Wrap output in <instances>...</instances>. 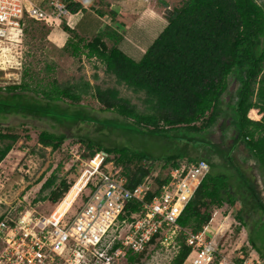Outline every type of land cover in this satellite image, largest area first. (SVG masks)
<instances>
[{"label":"trees","instance_id":"obj_1","mask_svg":"<svg viewBox=\"0 0 264 264\" xmlns=\"http://www.w3.org/2000/svg\"><path fill=\"white\" fill-rule=\"evenodd\" d=\"M68 7L76 12L81 5L69 2ZM167 19V26L140 60L133 59L118 46L121 35L116 30H106L86 41L63 22L64 30L73 33L64 48L68 51L71 47L74 56L86 53L89 58L101 60L106 72L114 75L119 84L145 94L146 109L139 110L117 88H101L90 81L61 83L57 78L44 80L32 75V81L28 82L26 78L30 74L25 69L20 83L8 85L6 92L0 93V114L46 115L61 122L91 120L83 109L71 112L61 105V102L79 104L83 95L91 94L101 104L102 111H113L124 118H117L116 123L132 124L140 132L167 136L182 130L191 136V142H199V149L193 155L151 157L129 146L108 147L79 137L85 145L81 155L87 161L105 152V163H113L126 178L128 187L151 184L148 200L169 181V172L180 159L205 160L210 171L180 215L178 223L182 227L199 232L212 220L213 208L235 206L238 201L244 208L264 214V201L257 187L233 156V151L243 145L258 161L264 176V114L259 120L248 115L251 109L264 113V0H185ZM105 38L112 39L114 44L109 46ZM233 78L238 81L236 99L224 103ZM225 104L231 109V123L235 127L231 146L205 136L223 114H228ZM68 137L63 132L43 129L38 142L58 150ZM20 138L21 134L11 128L0 129V163ZM75 181L62 179L56 185V176H51L41 191L54 187L41 199L58 202ZM137 207V202L130 201L126 211H135ZM237 217L245 222L243 208ZM3 219L1 216L0 222ZM158 236L148 247L157 244ZM251 242L262 256L256 241L251 238ZM179 243L173 264H184L192 250L184 236L179 238ZM148 247L141 253H129L130 263L135 264Z\"/></svg>","mask_w":264,"mask_h":264},{"label":"rangeland","instance_id":"obj_2","mask_svg":"<svg viewBox=\"0 0 264 264\" xmlns=\"http://www.w3.org/2000/svg\"><path fill=\"white\" fill-rule=\"evenodd\" d=\"M183 1L164 0L165 3H162L161 0H154L152 1V9L162 10L164 16H169L173 14L176 7L182 5ZM147 18L144 19V23H147L148 28L153 27L150 21L145 22ZM63 24L60 22L54 27H47L40 22L27 19L26 29L19 41L20 46H13L10 51L7 50L5 54H2L0 59V93L6 92L5 87L8 85L20 83L23 71L27 69L30 74L26 78L28 82L32 81V75L44 80L57 78L61 83L90 81L91 84L101 88H117L120 95L136 104L139 110L146 109L145 94L135 92L125 84H119L114 75L106 72L105 65L101 60L96 57L89 58L86 53L77 56L72 55V48L69 47L67 51L64 48L65 45H62V41H59L62 39L60 34L57 36L59 43L53 41L51 33L56 28L61 32L65 31L68 37L70 36L69 38L72 37L73 33L64 30ZM141 25L145 26L142 23ZM119 32L123 36L124 30L119 28ZM237 85L238 81L233 78L230 92L224 95V103L236 99L235 89ZM28 93L34 95L32 91ZM61 105L63 108H70L71 112L75 109H83L86 115L91 117V120L61 122L46 115L0 114V129L11 128L12 131L21 134V138L0 163V217L4 216L6 220L15 221L23 215L49 216L61 204L67 205L71 201L73 203L67 211V217L77 212L84 203L89 189L84 190L75 199L74 196L78 194L84 183L81 175L86 168L90 167L87 164L88 159L81 155L85 145L79 141V137L101 142L108 147L129 146L134 150L143 151L151 157L171 154L183 157L186 154L193 155L199 149V142L193 140L191 142V136L186 131L180 130L168 136L165 134L158 135L140 132L132 124L124 125L114 122L117 118L120 120H124V118L113 111H102L100 109L101 104L91 94L83 95L79 104L61 102ZM224 107L228 114H223L218 123L205 133V136L215 142L224 141L227 146H231L235 138V127L231 123V109L227 104ZM256 112L257 116L249 112V117L255 120L261 119L264 113H261L259 109H256ZM109 123L118 124L120 127L109 125ZM43 129L58 133L63 132L69 137L61 149L52 150L51 147H44L38 142L39 133ZM233 156L242 170L249 176L251 182L257 187L264 201V176L258 161L249 154L243 145H239L233 151ZM157 163H162V161H157ZM108 165L111 167L109 162ZM104 168L103 166V170ZM53 175L56 176V185L62 179H66L68 182L76 179L73 187H70L71 189L58 202L41 199L47 196L54 187L41 191L44 182ZM242 208L244 209L245 222H241L237 217V213ZM206 226H210V229L208 228L209 236L210 238L215 237L219 242L222 254L236 259L241 255L264 257V214L261 211L244 208L241 201H238L235 206L225 204L223 207L213 208L212 220ZM251 238L262 249V256L253 246ZM3 248L4 242L1 240L0 234V255ZM176 251L177 249L173 244L168 247L159 243L152 244L141 257L139 256L135 264H173ZM1 261L3 258L0 256V263L3 264L4 262ZM47 264L76 263L74 256H67L66 254L64 257L54 256L53 260ZM117 264L131 263L126 256L119 259Z\"/></svg>","mask_w":264,"mask_h":264},{"label":"built area","instance_id":"obj_3","mask_svg":"<svg viewBox=\"0 0 264 264\" xmlns=\"http://www.w3.org/2000/svg\"><path fill=\"white\" fill-rule=\"evenodd\" d=\"M49 0H0V59L13 46H20L27 19L54 27L71 15L69 2ZM105 152L87 161L89 168L81 175L84 183L78 196L89 189L84 203L75 214L58 207L49 216H22L0 222L4 242L3 264H47L54 256H74L76 264H117L129 253L143 252L157 235V243L173 244L179 251V238L191 247L188 264H264L259 256L231 258L222 254L220 244L207 235L208 227L194 232L182 227L179 217L195 194L210 166L205 160L180 159L169 172V181L148 200L151 184L131 188L112 162L105 163ZM90 162V163H89ZM103 166L105 167L103 170ZM130 201L137 210L126 211ZM12 221V222H11ZM1 264V263H0Z\"/></svg>","mask_w":264,"mask_h":264},{"label":"crops","instance_id":"obj_4","mask_svg":"<svg viewBox=\"0 0 264 264\" xmlns=\"http://www.w3.org/2000/svg\"><path fill=\"white\" fill-rule=\"evenodd\" d=\"M31 1L42 4L47 2ZM152 1L154 0H74L73 2L79 3L81 7L76 12L71 11L65 23L86 41L106 30L119 32L121 28L124 33L118 46L133 59L140 60L168 24V16H164L162 10L152 9ZM161 1L165 3L164 0ZM145 18H147L145 22L150 21L153 27H147V23H144ZM59 34L62 37L59 41H62L63 46L66 45L70 36L68 37L65 31L61 32L56 28L52 31L51 38L58 42ZM105 41L109 46L114 44L112 39L105 38ZM208 228L210 229V226Z\"/></svg>","mask_w":264,"mask_h":264},{"label":"bare ground","instance_id":"obj_5","mask_svg":"<svg viewBox=\"0 0 264 264\" xmlns=\"http://www.w3.org/2000/svg\"><path fill=\"white\" fill-rule=\"evenodd\" d=\"M250 112H251V114H256V116H257V112H256V109H251L250 110ZM73 187V186H72ZM71 189V188H70ZM78 194H76L75 196H74V199H75V197L77 196ZM66 200V199H65ZM62 201H64V200H62ZM72 203H73V201H71V203L69 202V204L67 203V205L66 204H61L59 207H58V210L60 211H65V210H67L71 205H72Z\"/></svg>","mask_w":264,"mask_h":264}]
</instances>
